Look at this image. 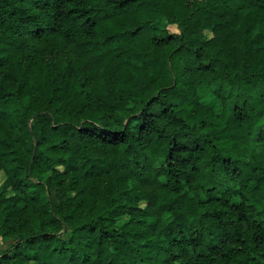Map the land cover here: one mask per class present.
<instances>
[{
	"label": "trees",
	"instance_id": "16d2710c",
	"mask_svg": "<svg viewBox=\"0 0 264 264\" xmlns=\"http://www.w3.org/2000/svg\"><path fill=\"white\" fill-rule=\"evenodd\" d=\"M0 240L264 264V0H0Z\"/></svg>",
	"mask_w": 264,
	"mask_h": 264
},
{
	"label": "rangeland",
	"instance_id": "374dc122",
	"mask_svg": "<svg viewBox=\"0 0 264 264\" xmlns=\"http://www.w3.org/2000/svg\"><path fill=\"white\" fill-rule=\"evenodd\" d=\"M163 24H165V22ZM170 29L173 32H179L177 25H170ZM199 94L205 103L218 108L219 102H218L217 97L213 93L211 86L204 85V86L200 87ZM125 220H126V217L124 216L120 219V223L122 224ZM12 243H13L12 240L11 241L0 240V253L4 250L8 249Z\"/></svg>",
	"mask_w": 264,
	"mask_h": 264
}]
</instances>
